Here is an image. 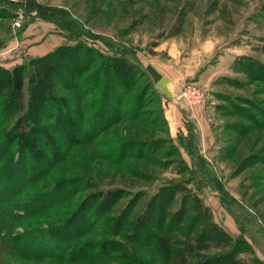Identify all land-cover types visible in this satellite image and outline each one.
<instances>
[{"label":"rangeland","instance_id":"1","mask_svg":"<svg viewBox=\"0 0 264 264\" xmlns=\"http://www.w3.org/2000/svg\"><path fill=\"white\" fill-rule=\"evenodd\" d=\"M18 12L25 22L15 29ZM61 45L72 63L49 87L37 60ZM105 52L129 72L108 96ZM21 65L22 92L5 107L3 69ZM147 65L180 109L153 92ZM185 85L202 98L179 97ZM31 98L43 114L30 110ZM6 166L18 185L2 182L0 264H123L125 255L140 264H264V0L1 4L0 176ZM66 219L86 227L73 246L96 252L105 240V257L40 256L47 238L37 236ZM118 222L121 234L111 235ZM141 222L167 244L131 243Z\"/></svg>","mask_w":264,"mask_h":264},{"label":"trees","instance_id":"2","mask_svg":"<svg viewBox=\"0 0 264 264\" xmlns=\"http://www.w3.org/2000/svg\"><path fill=\"white\" fill-rule=\"evenodd\" d=\"M26 0L22 3H12L6 0H0V5L1 4H6V5H21L23 6L25 4ZM69 46H60L57 47L56 49H53L52 51L48 52L45 56L39 57L37 60V67H36V71L38 72L39 76H40V83H45V82H49L50 85L49 87L53 86V83L51 82L52 79H54L57 75V73L60 70L64 71V75H68V72H66V68L69 65V63H72V59L67 56L68 54H70L72 51L69 49ZM72 49V48H71ZM105 55H108L107 59L109 60V64L106 66V73L108 72L110 77H111V84H112V88L108 90V88H104V90L101 91V93L104 92L105 96L108 94V92H114L116 89L117 85L115 84V80H118L117 78H120L122 80V75H127L129 74V72L127 71V69L123 68L122 66H118V64L116 63V61L114 60H110V58H114L117 59L119 56L113 57L115 56V54H113L112 52H105ZM142 70L145 72V76L148 79L149 85L151 86V88L153 89V92H155L157 95L158 92L153 88V83H155L156 81L159 80L160 76L153 70V68L150 65H147L145 67L141 66ZM10 69V68H9ZM24 69L25 66L21 65V66H14L12 67L10 70L7 69H3L4 73L6 74V87H8L9 91H10V97L11 98H7L6 100V106L8 107L10 105H12V103L14 102L13 100L15 99L16 96H20L22 89H23V82H24ZM86 69V68H85ZM71 75L75 76V71L70 72ZM96 75V74H93ZM108 75V77H109ZM117 77V78H115ZM88 79V83H92L90 81H94V80H90V78H86V81ZM110 82H107V84H104L105 87H107L108 84ZM39 96V99H43L42 93H36L35 90L32 91V98H36L38 99L36 96ZM15 96V97H14ZM53 96V95H52ZM108 96V95H107ZM111 96H113V94H111ZM32 98L28 99V104L32 103ZM107 101L111 98L110 96L108 98H106ZM59 102V101H58ZM111 102V101H108ZM31 106L29 107L30 110L35 111L36 113L39 114H43V105L41 102H35L30 104ZM108 110V109H107ZM106 110V111H107ZM105 111V110H104ZM103 111V112H104ZM110 111V110H108ZM107 111V112H108ZM61 109L59 111V114H61ZM105 112V113H107ZM64 113V112H62ZM62 115V114H61ZM65 115V114H64ZM60 117V115L58 116ZM19 122L17 123V125H19ZM16 131V138L18 135V130L19 129H14ZM14 141V140H13ZM17 146V145H16ZM14 147V144H13ZM20 145L17 146V153H21V149L19 148ZM26 156V155H24ZM197 156V155H196ZM18 160V159H16ZM21 162H23V158L21 157ZM23 167V166H22ZM34 168H36V166H34ZM14 180V182H13ZM7 181L11 182L12 184L18 185L16 183L17 181V177L14 176V174H12L11 169L6 166L4 167V170H2L1 176H0V193L4 190L5 187H3V183L9 184ZM3 182V183H2ZM20 188V186H19ZM0 196H2L0 194ZM195 197V196H194ZM195 199L197 200V204H198V198L195 197ZM6 206V203L4 201H2V197L0 198V209H3ZM66 219V223L58 225L56 227H53L52 229H47L45 230V232L40 233V236L38 235L37 237L40 239L41 237H46L47 239L45 240V242H41V249L42 252H38L40 254V256H51L53 258H59L61 260L63 259H68L71 263L75 262V261H83L84 263H90V262H94V261H100L103 257H105V250H104V246H106L108 244L107 241H101L100 244L101 246L99 249L96 250V252L94 251L95 249H91L87 244H81L78 246H73L72 241L74 240L75 237H78L76 234L77 233H81L82 230H85L86 227L81 226L82 224L84 225V223H82V221L79 223L78 227H74L75 222L78 220V218L75 220L74 223H71L70 225H68L69 221H71L72 219ZM77 223V222H76ZM82 223V224H81ZM121 222H118L117 224L113 225L112 227V231L115 232H111V235H120L121 234V227H122ZM74 227V230H72ZM161 231H163L162 228H160ZM216 231V230H215ZM218 232V231H216ZM161 233H166V232H161ZM162 234H152L148 231V229H146L145 224L141 222V224H136L134 226V228L132 229V234L131 236H129L131 239L130 242L131 243H141V241H139V238H145V239H149V241L152 243L153 240H160V238L162 237L165 241V243L167 242L166 239L168 236H161ZM19 241H15V243H17ZM53 242V243H52ZM144 241H142L143 243ZM149 242V243H150ZM13 243V242H12ZM90 243H94V242H90ZM167 244V243H166ZM12 245V244H11ZM119 249V247H118ZM32 250V249H31ZM29 252H33V251H29ZM92 252L94 254H92ZM34 253V252H33ZM123 253V254H122ZM121 255H124V251L122 250ZM123 258H121V260L123 261V264H131V263H137L140 264L139 262L135 261L132 255H125V258L129 259L126 260L124 259V256H122ZM130 257V258H129ZM89 259H94V260H89ZM125 260V261H124Z\"/></svg>","mask_w":264,"mask_h":264},{"label":"built area","instance_id":"3","mask_svg":"<svg viewBox=\"0 0 264 264\" xmlns=\"http://www.w3.org/2000/svg\"><path fill=\"white\" fill-rule=\"evenodd\" d=\"M12 3H22L25 0H6ZM25 22L24 15L18 12L13 19L12 25L15 29L21 27ZM179 97H185L186 100L192 105L202 98V92L195 86L185 85L179 94Z\"/></svg>","mask_w":264,"mask_h":264},{"label":"crops","instance_id":"4","mask_svg":"<svg viewBox=\"0 0 264 264\" xmlns=\"http://www.w3.org/2000/svg\"><path fill=\"white\" fill-rule=\"evenodd\" d=\"M151 67L160 76V73L153 66ZM153 88L158 92L159 96H161L164 100L172 103V105H174L177 108V110L180 109L179 107L180 105L176 103V101L171 97V92H170L171 86L166 87L164 84L160 83V80H158L155 83H153Z\"/></svg>","mask_w":264,"mask_h":264}]
</instances>
